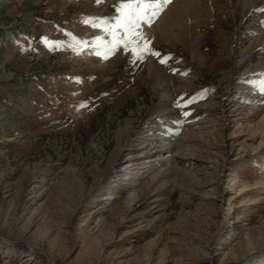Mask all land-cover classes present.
Instances as JSON below:
<instances>
[{
    "label": "rangeland",
    "instance_id": "374dc122",
    "mask_svg": "<svg viewBox=\"0 0 264 264\" xmlns=\"http://www.w3.org/2000/svg\"><path fill=\"white\" fill-rule=\"evenodd\" d=\"M121 3L0 0V214L20 219V230L32 222L31 243L46 230L52 232L41 246L50 250L55 245L56 264H82L84 259L98 264L95 256L104 246L122 264H194L192 235L206 239L215 232L209 246L201 245L206 257L201 264H244L246 236L260 239L264 234V193L255 196L248 190L257 202L238 206L237 200L229 211L225 202L230 193L206 200L191 180L168 178L159 211L148 212L153 209L148 193L159 188L155 184L151 190L135 185L122 199H106L124 188L127 177V163H115L119 147L132 146L156 130L159 121H169L155 113L162 96L121 72L126 70L122 58L137 60L131 51L121 45L107 59L96 54L112 40L105 25L116 23ZM216 50L209 49L210 58L217 57ZM118 56V66L109 71V62ZM169 56L198 70L181 49ZM215 64V71L203 68L201 76L176 93L180 102L169 100L185 109L183 118L198 119L211 90L222 81L224 66ZM203 151L197 158L208 157ZM239 172L251 185L260 166L250 163ZM145 182L152 183L150 178ZM76 205L67 228L63 221ZM79 226L86 229L84 239L72 244ZM96 227L103 232L93 234ZM24 244L12 242L10 253L0 246V264H18L30 252ZM34 259L31 264H49L41 254Z\"/></svg>",
    "mask_w": 264,
    "mask_h": 264
},
{
    "label": "bare ground",
    "instance_id": "6f19581e",
    "mask_svg": "<svg viewBox=\"0 0 264 264\" xmlns=\"http://www.w3.org/2000/svg\"><path fill=\"white\" fill-rule=\"evenodd\" d=\"M143 2L156 5L162 4L163 0ZM148 11L150 13L151 9ZM140 31L162 51L161 56L145 54L143 59L137 58L133 62L124 57L121 65L126 70L121 72L128 80L147 83L162 96L155 113L160 119L169 121L167 124L159 121L156 130L150 129L132 146L119 147L115 163H127L124 166L128 169L127 177L123 179L124 188L116 196L109 194L106 199H122L135 185H145L151 190L155 184L159 188L148 193L153 202V209L148 212L159 211L163 193L170 186L163 181L181 178L196 184L197 193L206 200L230 193L225 202L229 211L236 208L237 200L238 206L257 202L248 196V190L255 196L264 193V0H169L150 25L141 23ZM214 40L218 43L214 44ZM210 48L211 51L217 49V57L210 58ZM174 49L191 55L198 70L186 61L170 57ZM119 58L109 62V71L118 66ZM161 59L166 61L165 64L160 62ZM215 61L224 66L222 81L211 90L210 99L201 107L202 114L198 119L183 118L185 109L180 111L169 100L180 102L176 93L189 87L187 82L201 76L203 68L215 71ZM203 149L208 157L197 158ZM232 154L236 155L233 160ZM250 163L260 166L258 177L251 185L242 180L239 172ZM148 178L152 183L145 182ZM221 182L224 184L220 186ZM76 211L77 205L63 221L65 227H70ZM20 221H10L0 214V229L4 232L3 235L0 233L3 238L0 246L10 253L11 243L23 240L30 252L24 254L18 264H31L36 254L45 256L49 264H56L52 253L55 245L49 246L50 250L41 246L52 232L46 230L36 239L37 244L31 243L27 236L32 231V222L20 230ZM85 230L79 226L74 231L72 244L84 239ZM97 232L103 231L96 227L93 234ZM214 236L217 237V232L206 239L199 234L192 235L189 250L197 253L194 264L205 260L199 250L202 243L209 246ZM246 239L244 264H264V249L258 250L264 248V234L260 239L249 235ZM105 250V246L99 248L95 256L98 264H122L117 255L112 256ZM82 264L89 263L84 259ZM144 264H149V260Z\"/></svg>",
    "mask_w": 264,
    "mask_h": 264
},
{
    "label": "snow or ice",
    "instance_id": "6c2138e0",
    "mask_svg": "<svg viewBox=\"0 0 264 264\" xmlns=\"http://www.w3.org/2000/svg\"><path fill=\"white\" fill-rule=\"evenodd\" d=\"M101 2L102 0H96L97 4ZM168 2L169 0H163L162 4L153 5L143 2V0H122L117 8V12L120 14L116 17V23L105 25V30L111 32L112 40L104 44L102 52L98 51L96 54L107 59L122 45L124 51H131L133 56L138 59H143L145 54L159 56L158 52H154L148 47L150 41L143 36L140 25L142 22L150 25L152 19L158 15L159 11ZM149 9H151L150 13ZM141 41H143V44H141ZM160 62L165 63V60L161 59Z\"/></svg>",
    "mask_w": 264,
    "mask_h": 264
}]
</instances>
